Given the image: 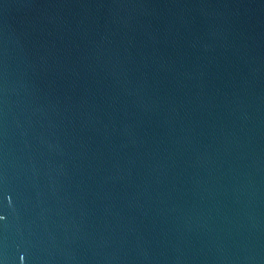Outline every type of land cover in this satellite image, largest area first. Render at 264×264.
<instances>
[{
  "label": "water",
  "instance_id": "water-1",
  "mask_svg": "<svg viewBox=\"0 0 264 264\" xmlns=\"http://www.w3.org/2000/svg\"><path fill=\"white\" fill-rule=\"evenodd\" d=\"M0 264H264V0H0Z\"/></svg>",
  "mask_w": 264,
  "mask_h": 264
}]
</instances>
